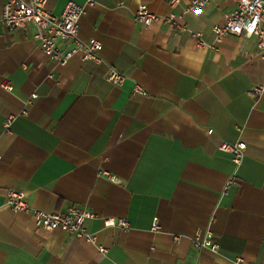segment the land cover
<instances>
[{"label": "crops", "instance_id": "crops-1", "mask_svg": "<svg viewBox=\"0 0 264 264\" xmlns=\"http://www.w3.org/2000/svg\"><path fill=\"white\" fill-rule=\"evenodd\" d=\"M68 1L47 7L59 15ZM191 1L87 4L80 36L101 42L98 62L81 53L56 62L34 26L9 32L0 23V202L15 187L32 206L90 210L95 236L43 230L32 214L0 208V264H238V256L264 264V91H251L264 85V59L256 37L216 40L213 26L234 0L189 12ZM142 4L177 15L187 30L137 21ZM111 69L126 76L121 85L107 79ZM135 84L147 94H133ZM241 140L237 182L225 191L236 164L219 144ZM212 216L217 252L193 243Z\"/></svg>", "mask_w": 264, "mask_h": 264}, {"label": "built area", "instance_id": "built-area-1", "mask_svg": "<svg viewBox=\"0 0 264 264\" xmlns=\"http://www.w3.org/2000/svg\"><path fill=\"white\" fill-rule=\"evenodd\" d=\"M178 1L172 0V4H176ZM210 1L192 0L186 11L202 10ZM234 2V9L224 13V22L213 26L216 40H221L228 33L256 37V54L264 59V0H234ZM47 3L48 0H6L0 15V23L9 32L34 26L33 38L39 42L43 52L56 62L65 64L77 53H81L85 60L100 61L101 42L95 38L84 40L80 36L79 29V22L85 12L86 5L93 4L94 0H87L86 4H79L70 0L65 4L59 15L52 13L48 9ZM177 17L175 14L159 15L153 13L144 4L140 5L135 13V19L145 25L160 20L163 23L172 24L177 31L187 30V26L179 22ZM192 35L197 38L199 43L204 44L199 32ZM125 78L126 76L123 73L115 69H111L107 75V79L116 85H121ZM3 86L6 89H12L10 81H6ZM251 91L261 93L264 91V85L256 86ZM132 93L147 94L140 84L133 86ZM36 95V93L32 94V98ZM22 113L26 114L27 111L23 110ZM14 117V115H11L5 120L6 130H10ZM246 147V142L243 140L237 142L221 141L219 144L220 150L232 154L233 161L236 164V170L226 182L225 191L237 182V169L244 159ZM101 173L107 174L108 179L111 181L120 182V178L114 174L104 170ZM4 207L13 212L32 214L35 224L43 230L60 229L84 237L90 242L95 240V236L88 231L86 226V221L94 217V213L90 210L76 205L69 206L66 211L47 210L32 206L27 201L26 192L15 187L9 188L4 200L0 202V208ZM214 220L215 218L212 216L209 220L210 225L207 228L197 230L193 237V243L197 248H208L214 252L219 250L215 232L211 229ZM105 224L120 227H127L128 225L124 219L116 220L115 218H106ZM152 225L154 229L159 227L157 218L153 220ZM176 239L178 240L179 236ZM236 263L255 264L254 262H247L242 256L236 258Z\"/></svg>", "mask_w": 264, "mask_h": 264}]
</instances>
